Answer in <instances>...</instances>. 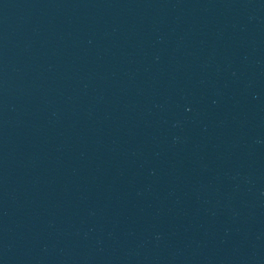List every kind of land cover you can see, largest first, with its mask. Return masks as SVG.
I'll return each instance as SVG.
<instances>
[{
	"label": "water",
	"instance_id": "obj_1",
	"mask_svg": "<svg viewBox=\"0 0 264 264\" xmlns=\"http://www.w3.org/2000/svg\"><path fill=\"white\" fill-rule=\"evenodd\" d=\"M0 264H264V0H0Z\"/></svg>",
	"mask_w": 264,
	"mask_h": 264
}]
</instances>
